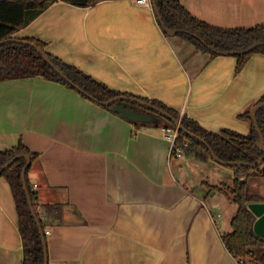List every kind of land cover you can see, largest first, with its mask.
Masks as SVG:
<instances>
[{
  "label": "crops",
  "instance_id": "obj_1",
  "mask_svg": "<svg viewBox=\"0 0 264 264\" xmlns=\"http://www.w3.org/2000/svg\"><path fill=\"white\" fill-rule=\"evenodd\" d=\"M138 1H57L14 38L39 39L110 89L160 101L208 131L249 134L241 115L264 97V53L238 70L233 54L213 56L166 35L153 4ZM179 1L214 27L264 24V0ZM164 129L40 76L0 81V149L22 142L39 154L29 180L47 214L49 263L240 264L223 240L239 208L230 194L234 168L194 152L173 156ZM249 185L264 203V174ZM24 258L17 202L2 176L0 264Z\"/></svg>",
  "mask_w": 264,
  "mask_h": 264
},
{
  "label": "trees",
  "instance_id": "obj_2",
  "mask_svg": "<svg viewBox=\"0 0 264 264\" xmlns=\"http://www.w3.org/2000/svg\"><path fill=\"white\" fill-rule=\"evenodd\" d=\"M57 1H64L85 8L105 0H0V42H2L0 45V81L40 76L75 89L31 45V43H34L45 50L46 44L43 41L27 38L24 39L26 42H5L14 38L16 32L27 26ZM156 4L163 24L173 30L186 31L179 32L177 36L191 42L198 50L211 53L213 56L219 55L217 51L223 53L235 52V56L238 58V70L243 68L253 54L264 53V24L247 29H223L198 20L181 5L179 0H156ZM157 18L159 20L158 15ZM159 23L161 24L160 21ZM190 33L200 36L207 42L209 47L202 44ZM165 34L168 35L166 32ZM257 44L261 45L249 52H244ZM48 55L53 64L83 91L77 90L80 94L87 98L89 96L94 98H89L90 100L101 105L102 102L109 101L115 97L126 96L137 98L161 108L173 118L180 119L187 131L205 139L207 144L202 143L198 138L190 137L185 131L180 130L178 132V144L181 145L184 141L189 143L186 153L194 152L203 160L213 159L212 154L214 153L223 162L240 163L232 166L237 177L234 180L233 187L230 189L232 199L238 204L239 208L232 220V231L224 235L223 240L229 252L237 259H244L245 264L256 257L255 248L264 247V238L254 231L256 216L248 205L262 199L250 192L249 178L264 174V152L257 146L260 136L256 131L250 111H246L241 115L242 118L251 121L249 134L243 135L227 129H223L219 133L211 132L204 129L192 118L187 115H181L178 111L160 101L114 91L76 66L49 53ZM259 103H264V97ZM104 107L112 110V106ZM256 116L258 125L264 135V107L257 111ZM160 118L161 125H163L165 120L161 116ZM169 122L174 124L171 120ZM137 125L147 126L148 124ZM163 128L168 129L170 126L165 125ZM21 155H29L32 159V164L39 158L38 153L31 152L22 142L12 149H0V172L2 171L0 177L3 176L10 182L17 202L20 229L24 241V264H45V247L42 242V235L36 219L32 215L23 185L22 172L27 160L24 157L17 158L4 169L5 165L11 160ZM259 159H263V162L254 167L253 164ZM31 166L27 170L26 179L33 206L40 217L36 202L37 194L29 180ZM45 210L48 213L50 212L49 207ZM41 223L44 229V221L41 220ZM260 263L264 264V253L260 258Z\"/></svg>",
  "mask_w": 264,
  "mask_h": 264
},
{
  "label": "water",
  "instance_id": "obj_3",
  "mask_svg": "<svg viewBox=\"0 0 264 264\" xmlns=\"http://www.w3.org/2000/svg\"><path fill=\"white\" fill-rule=\"evenodd\" d=\"M154 10L156 12V14L159 17V21L161 22V26L164 30V32H166L168 35L171 36H175L177 35L179 32H186V31H179V30H173L170 29L168 27H166L163 22L162 19L160 17L158 8H157V4H156V0H151ZM192 34V33H190ZM194 35V34H192ZM199 41L202 42V44H204L205 46L209 47L207 42H205L200 36L198 35H194ZM5 42H26L25 40H21V39H9L6 40ZM2 44V42H0V45ZM31 45H33L36 50L42 55L43 59L58 73L60 74V76L65 79L68 83H70L76 90L83 92L77 85H75L67 76H65L61 70L59 68H57L52 60L50 59L48 53L43 50L41 47H39L38 45L31 43ZM261 44H257L254 47L244 51V52H249L251 50H253L254 48H257L258 46H260ZM218 54H233L235 55V52H229V53H223L220 51H217ZM89 98L94 99L93 97L89 96ZM137 104L140 105L142 107L148 108V110H143L140 107L133 105ZM101 105L103 106H112V111L115 112L116 114L120 115L121 117L133 122V123H137V124H148V125H159L161 124V117H165L166 119H168L169 121L171 120L174 123L175 129H178V131L183 130L185 131L190 137L193 138H198L202 143L207 144L204 138L198 137L197 135H195L194 133H191L189 131H187L181 120L180 119H175L173 118L168 112H166L165 110L158 108L156 106H153L151 104H148L144 101H141L137 98H130V97H126V96H119V97H115L109 101L106 102H102ZM264 107V103H259L256 106H254L251 110V118L254 122L255 128L257 133L260 136V140L257 143L258 148L264 152V135L258 125V121H257V111L261 108ZM171 129V128H170ZM20 157H24L27 160V163L23 169L22 172V179H23V185H24V189L26 192V195L28 197V202L32 211V215L34 216V218L36 219V222L38 224V227L40 229L41 235H42V242L43 245L45 247V264H49V257H48V253H47V238H46V234H45V230L43 229L40 217L37 214L36 209L33 206V202H32V198L28 189V183H27V170L28 168L31 166L32 164V159L29 155H21L16 157L15 159L11 160L7 165H5L4 169L7 168L10 164H12L17 158ZM212 157L215 161L219 162V163H223L225 165L228 166H235V165H239L240 163L238 162H223L219 157H217L214 153L212 154ZM263 162V159H259L257 160L253 166H257L259 164H261ZM2 171L0 172L1 175ZM249 209L254 213V215L257 217V220L255 221L254 224V231L256 234H258L259 236H261L262 238H264V203L262 202H252L249 203L248 205Z\"/></svg>",
  "mask_w": 264,
  "mask_h": 264
},
{
  "label": "built area",
  "instance_id": "obj_4",
  "mask_svg": "<svg viewBox=\"0 0 264 264\" xmlns=\"http://www.w3.org/2000/svg\"><path fill=\"white\" fill-rule=\"evenodd\" d=\"M138 3L140 5H146L148 7H152V1L151 0H139ZM166 133L167 139L171 142V154L175 157H182L186 153V149L189 145L187 141H184L181 145L178 144V129H164ZM37 185H34L33 188H36ZM47 218V214L43 213L40 215V219L45 221ZM45 234H49V231H45ZM240 264H245L244 259H238ZM49 264H63L59 261H55Z\"/></svg>",
  "mask_w": 264,
  "mask_h": 264
},
{
  "label": "rangeland",
  "instance_id": "obj_5",
  "mask_svg": "<svg viewBox=\"0 0 264 264\" xmlns=\"http://www.w3.org/2000/svg\"><path fill=\"white\" fill-rule=\"evenodd\" d=\"M132 104L140 107L143 110H146V111L148 110L147 108L142 107L140 105H137V104H134V103H132ZM163 119L165 120L164 124L161 125L162 124L161 123V124H159V126H165L166 125V126H170L171 129H175V126H173L174 124L170 123L169 120L166 119L165 117H163ZM154 126H156V125H154ZM263 253H264V247H257V248H255L256 257L253 260L248 261L247 264H261L260 263V258H261V256H262Z\"/></svg>",
  "mask_w": 264,
  "mask_h": 264
}]
</instances>
